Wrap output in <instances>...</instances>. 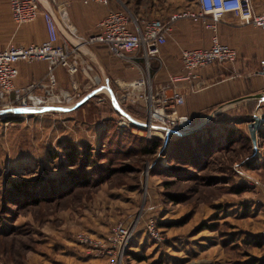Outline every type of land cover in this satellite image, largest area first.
<instances>
[{
  "label": "rangeland",
  "instance_id": "obj_1",
  "mask_svg": "<svg viewBox=\"0 0 264 264\" xmlns=\"http://www.w3.org/2000/svg\"><path fill=\"white\" fill-rule=\"evenodd\" d=\"M110 1L147 16L198 5V0ZM58 2L39 0L52 9ZM159 76L151 77L153 84L165 79ZM100 96L66 113H0V264H115L77 235L103 237L117 221L135 225L118 264H242L264 256V243H250L264 228V99L217 107L201 126L200 139L206 143L212 137L220 144L181 160L164 154V142L143 153L144 140L156 136L131 124L120 128L107 98ZM128 110L144 114L138 101L128 103ZM10 114L15 117L6 120ZM254 115L262 117L256 146L248 128ZM106 117L112 120L109 127L102 124ZM231 127L237 128L232 145L224 140ZM68 142L89 143L92 160L104 171L85 173L80 162L68 164ZM69 168L77 170L79 180L66 178ZM81 176L88 181L82 183ZM38 177H43L40 185L13 189ZM240 185L243 190L236 191ZM148 218L161 239L147 235Z\"/></svg>",
  "mask_w": 264,
  "mask_h": 264
},
{
  "label": "built area",
  "instance_id": "obj_2",
  "mask_svg": "<svg viewBox=\"0 0 264 264\" xmlns=\"http://www.w3.org/2000/svg\"><path fill=\"white\" fill-rule=\"evenodd\" d=\"M83 2L108 5L110 0ZM197 4V7L174 10L167 18L138 16L123 6L109 9L97 22V30L84 36L69 19L66 2L56 3V9H52L41 6L39 0H8L10 14L16 25L32 22L41 16L47 35L40 41L29 43L9 40L0 47V113L64 112L102 93L99 100L107 98L117 115L115 120L120 128L135 125L145 136L154 135L163 142L189 132L195 124L187 113L179 111V106L184 103V91L201 90L206 86L199 73L201 67L233 63L238 59L237 48L220 40L218 23L232 14L238 24L264 29V0L259 8L253 0H198ZM181 18L202 22L211 28V45L182 48L179 68L168 73L158 85L153 84L151 77L164 66L160 57L161 46L171 34L173 23ZM92 43L105 46L113 56L127 62L136 75L130 78L106 76L102 83L79 92L76 88L70 90L58 87L52 66L47 69L42 80L29 82L25 86L16 84L19 73L17 64L21 61L30 63L45 60L63 66L69 74H76L80 70L92 79L90 74L93 66L75 57L81 44ZM152 61L157 62L155 67ZM261 63L264 65V59ZM151 68L154 69L152 75ZM133 101L142 105L143 115L128 110V103ZM136 121L141 125L136 124ZM134 228L132 223L117 221L103 237H92L81 232L77 239L91 243L93 249L108 254L118 264ZM145 231L150 238H162L153 218L145 221Z\"/></svg>",
  "mask_w": 264,
  "mask_h": 264
},
{
  "label": "crops",
  "instance_id": "obj_3",
  "mask_svg": "<svg viewBox=\"0 0 264 264\" xmlns=\"http://www.w3.org/2000/svg\"><path fill=\"white\" fill-rule=\"evenodd\" d=\"M62 1L67 3V13L72 24L84 36L97 30V22L109 9L122 8L111 1L108 5L98 2L84 3L83 0ZM253 1L258 8L261 7L262 0ZM152 12L148 16L138 12L136 15L167 18L170 14L168 12L165 16H157L161 15L158 10L154 14ZM212 34L213 30L202 22L188 18L175 21L171 34L160 50L164 66L154 73V79L161 74L166 78L168 73L175 72L179 68L182 48L210 46ZM218 34L222 42L237 48L238 59L233 63L201 67L199 73L202 81L210 83L201 90L184 91V103L179 106V111L187 113L192 118L194 129L205 125L217 107L224 109L227 102L246 103L247 100L264 99V65L261 63L264 59V29L238 24L233 15L228 14L225 20L218 23ZM46 35V26L41 16L32 22L16 25L10 14L8 0H0V47L11 39L15 43H29L40 41ZM75 57L93 66L90 74L92 79L87 78L80 70L76 74H69L59 64L38 60L30 63L18 62L19 73L15 82L18 86H25L29 82L42 80L47 69L53 66L58 87L70 90L76 88V91L82 92L102 83L106 76L130 78L136 75L135 70L130 68L127 62L113 56L100 43L81 44ZM117 68L122 72L119 73ZM163 76H159V80L164 78ZM164 80L155 84L158 85ZM183 88L182 85L181 89Z\"/></svg>",
  "mask_w": 264,
  "mask_h": 264
},
{
  "label": "trees",
  "instance_id": "obj_4",
  "mask_svg": "<svg viewBox=\"0 0 264 264\" xmlns=\"http://www.w3.org/2000/svg\"><path fill=\"white\" fill-rule=\"evenodd\" d=\"M154 63V64H153ZM153 65H156L155 62H153ZM109 105L111 106V108L113 109L112 105L109 103ZM74 109H69L66 112L72 111ZM14 115H23V113L21 112H15L13 113ZM13 114H10L9 116H5L6 120L8 119H13V117L15 116H11ZM28 114H35V113H28ZM103 125L109 127L110 125H112V120L110 118H104ZM208 125V124H207ZM230 130L227 132L228 134L225 135L224 140L227 143H230L231 145L233 143L236 142V140L234 139V133L237 131V128L235 127H231L229 128ZM205 130L199 128L193 130L192 132H187L183 135H181L180 137L176 138V139H167L164 144H163V140L160 137H153L147 140H144L143 144H141L140 149L142 150L143 153H152L154 152L156 149H158L159 147H161V145L163 144V148H164V154L167 157H172V158H176V159H181V160H188V157L191 155L192 159L198 155H201L202 153H206L208 154L212 149V146L214 144V147H216L215 145L220 144L218 140H215V138L213 139L212 137L209 139H206L207 142H203L200 139V136L202 135V131ZM104 132L106 130H103ZM109 137V136H108ZM204 140V139H203ZM193 146H191V143ZM207 144V145H206ZM212 152V151H211ZM64 154L67 156L68 158V164L74 165L77 162H80V166H82L84 169L82 170L85 173H97L100 174V171H104V168L101 166H98L99 168L97 169V165L96 163L92 160V150L91 147L89 146V143H84L83 146H76L75 143L73 142H68L67 144H65V151ZM194 156V157H193ZM262 164H264V160L262 161ZM88 168H93L91 171ZM79 170V169H78ZM77 170H74L72 168H69L68 170H66V178L67 179H77L79 180L80 176L79 174L76 172ZM104 174V172H101ZM82 183H86V178L85 176H81ZM43 177H38L36 178V180H33L32 182H30L29 180H26L25 182H22L21 184H13V189L22 191L25 189L27 190L28 188L32 187V186H37L40 185V182L42 181ZM39 183V184H38ZM242 185L237 186L236 187V191H241L243 190ZM45 197V196H44ZM170 197L172 199L176 198L175 194H171ZM42 197H35V201H39L41 200ZM157 222V221H156ZM133 236V235H132ZM256 242H260V243H264V233L260 232L259 234L253 235L252 239L250 241V243H256ZM242 264H264V256L262 257H254L252 259H248L246 260L244 263Z\"/></svg>",
  "mask_w": 264,
  "mask_h": 264
},
{
  "label": "water",
  "instance_id": "obj_5",
  "mask_svg": "<svg viewBox=\"0 0 264 264\" xmlns=\"http://www.w3.org/2000/svg\"><path fill=\"white\" fill-rule=\"evenodd\" d=\"M64 34H65V32H64ZM261 120H262V117L260 115H254L253 120L248 123V128H249L250 136L252 138V141H253L254 146H256V144H257V131H258V128L260 126V121ZM136 124L141 125L137 121H136Z\"/></svg>",
  "mask_w": 264,
  "mask_h": 264
},
{
  "label": "bare ground",
  "instance_id": "obj_6",
  "mask_svg": "<svg viewBox=\"0 0 264 264\" xmlns=\"http://www.w3.org/2000/svg\"><path fill=\"white\" fill-rule=\"evenodd\" d=\"M72 103H73V102H72ZM72 103H71V104H72ZM71 104H69V105H71Z\"/></svg>",
  "mask_w": 264,
  "mask_h": 264
}]
</instances>
